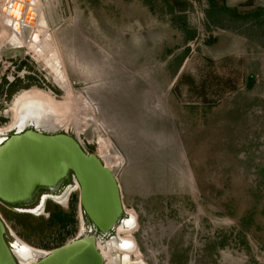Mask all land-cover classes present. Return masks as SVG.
Here are the masks:
<instances>
[{"label":"rangeland","instance_id":"rangeland-1","mask_svg":"<svg viewBox=\"0 0 264 264\" xmlns=\"http://www.w3.org/2000/svg\"><path fill=\"white\" fill-rule=\"evenodd\" d=\"M31 3L32 35L54 42L70 91L94 108L62 130L120 155L111 170L131 216L118 236L145 264H264V0ZM48 73L25 46L0 44V132L21 119L11 110L23 90L65 100ZM77 195L39 213L0 202L6 239L47 251L83 234ZM57 210L71 218L49 221Z\"/></svg>","mask_w":264,"mask_h":264},{"label":"water","instance_id":"water-1","mask_svg":"<svg viewBox=\"0 0 264 264\" xmlns=\"http://www.w3.org/2000/svg\"><path fill=\"white\" fill-rule=\"evenodd\" d=\"M68 172L77 185L79 207L95 230L104 234L115 229L118 219L126 214L116 176L73 134L26 127L0 141L1 201L23 202L37 187L54 186ZM5 227L0 216V264H20L4 238ZM97 238L88 231L78 234L27 264H107Z\"/></svg>","mask_w":264,"mask_h":264},{"label":"bare ground","instance_id":"bare-ground-1","mask_svg":"<svg viewBox=\"0 0 264 264\" xmlns=\"http://www.w3.org/2000/svg\"><path fill=\"white\" fill-rule=\"evenodd\" d=\"M31 2L32 0H0V3H2V7H0L1 11H4L5 13V15L3 14V21H0L3 23L5 22V24H8L10 25V27H12L11 30H7L6 36H4L3 34V38H0V44L6 43L11 45L12 47L25 46L27 52L31 54L32 58L41 61V63L44 65V68H47V71L49 72L48 74L51 75L54 83L57 84L61 89L66 91V96L64 98V101L56 102L55 99L50 96L49 92L32 87L30 89L23 90V92L16 97L14 101V107L12 108L11 112L13 115V120L16 119L18 112L22 109H27L25 111V114L27 115L28 113H30L37 117V114H42L44 118L42 121L49 125H52V128L55 127L56 130H62L70 126V120L73 121V117L76 116L78 111H87L89 113H92L94 108L91 107L88 101H86L79 92L70 91V85L68 79L66 78L67 76H65L64 70L60 67V54L57 53L58 51L56 52V46L52 44L54 42L50 43L48 38L44 37L43 35L42 38L37 37V35H32L35 29V23L38 20L36 18V13L39 12L37 11L39 8L37 9L36 7H32L30 5L32 4ZM25 3L27 4V9H24ZM2 25L4 26V24ZM77 103L80 105V107L78 106L76 108ZM25 118H28V116H26ZM87 119L93 120L91 116H84L82 118V124H85ZM96 146V153L101 159L107 156L112 158V163H107V159L105 161L106 163H104V161L102 160L103 163L110 169L113 165L119 164L121 162L120 155L110 153V144L106 139H102L101 137L97 139ZM126 214H128L129 217L131 216L129 212H126ZM125 224V226H127V222H125ZM96 244L107 264H145L144 260L141 258V253L137 250L135 251L129 249V251H118L120 254L124 253L121 255L118 262V258L114 256V247L111 243H107L106 248L101 247L100 243H98L97 240ZM132 255H134L135 257L132 258Z\"/></svg>","mask_w":264,"mask_h":264},{"label":"flooded vegetation","instance_id":"flooded-vegetation-1","mask_svg":"<svg viewBox=\"0 0 264 264\" xmlns=\"http://www.w3.org/2000/svg\"><path fill=\"white\" fill-rule=\"evenodd\" d=\"M43 112H45V111H43ZM25 115H27V114H25V111L24 112L20 111L18 113V116H20L21 119H19V121L16 123V125H14V129L9 128L10 129L9 131L3 130L0 132V141L4 138V136L8 135L9 133L21 130V129L26 128V127L35 128V129H38L40 131H56L55 127L52 128L53 127L52 125H49V124L45 123L44 121H42L44 119L42 114H41L42 116L40 114H37L38 116L36 117L35 115L28 113V115H27L28 119H25L26 122L23 123V118ZM5 131H7V132H5ZM74 182L75 181H73L71 172H68L66 177L61 178L54 186H51V187L39 186V187H37L34 190V192L30 195V197L23 202H17V203H7L4 201L3 202L7 203L9 205H14L18 209H21L23 211H28L31 213H39V210H41L43 208L44 201L46 199H51L54 202L60 204L64 201L65 198L66 199L69 198L70 192L74 188H77V185ZM77 197H78V195H77ZM70 198H71V196H70ZM0 202H2V201L0 200ZM80 212L82 213L81 215H82V231H83V233H84V231H88V232L95 234V236L98 237L97 242L98 241H100V242L106 241L104 244H106L108 241H111L113 239L112 243L114 242L113 244L116 245V247H118V249L114 251V256H116L118 258V262H119L121 255L124 253L120 254L118 251L119 250L129 251V249L132 246V244H130L129 240H125V239L121 238L120 236H118V234H117V229H118V226L120 224L124 228H129L128 225L125 226L126 225L125 222L128 223V219L130 218L129 215L128 214L122 215L118 219L119 222L117 221L118 223H117L115 229L112 228V230H110L108 233L102 234V233L98 232L97 230H95L94 226L91 224L90 221H88V219L85 217V215L81 211V209H80ZM5 231H6V228H5ZM12 236H13V238L11 240H7L5 237V234H4V238H5L6 242L8 243L9 246L13 247V252L15 253L20 264L27 263L28 261L36 258L37 256L43 254L44 252L46 253V250L38 249L34 246H31V245L27 244L26 242L22 241L16 235L12 234ZM101 237H103V238H101Z\"/></svg>","mask_w":264,"mask_h":264},{"label":"trees","instance_id":"trees-1","mask_svg":"<svg viewBox=\"0 0 264 264\" xmlns=\"http://www.w3.org/2000/svg\"><path fill=\"white\" fill-rule=\"evenodd\" d=\"M11 82V81H10ZM9 86V92H11L12 90V84L8 83ZM71 218V214L62 211V210H57V211H53L49 214L48 216V220L49 221H54V222H58L60 224H65L66 221H68Z\"/></svg>","mask_w":264,"mask_h":264}]
</instances>
